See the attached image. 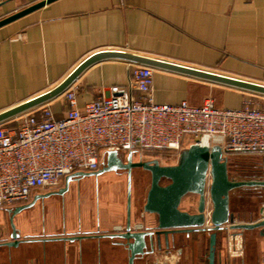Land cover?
I'll return each instance as SVG.
<instances>
[{"label": "crops", "instance_id": "1", "mask_svg": "<svg viewBox=\"0 0 264 264\" xmlns=\"http://www.w3.org/2000/svg\"><path fill=\"white\" fill-rule=\"evenodd\" d=\"M37 1L0 0V19ZM104 49L264 84V0H54L0 26V112L52 88L83 59ZM129 63L105 59L84 69L72 83L77 107L107 93L112 85H125ZM153 96L161 104L186 100L196 106L212 99L218 107L238 109L257 93L154 68ZM58 98L49 101L55 117L67 108ZM250 173L236 179H264ZM114 175V193L98 197L97 203L92 193H77L72 183L64 195L52 194L14 215L19 242L0 246V264H127V253L113 244L115 239H57L123 229L125 181L120 173ZM88 180L91 177H83L79 185ZM46 191L36 190L32 198ZM229 197L236 222L260 218L264 187L236 188ZM137 200L134 196L131 207L134 228L152 226L156 215L143 213ZM18 205L0 209V241L10 240L8 209ZM260 231H218L215 264H264ZM228 235L237 236L240 255L230 253ZM174 239L168 250L136 259L135 264H208V231L178 233Z\"/></svg>", "mask_w": 264, "mask_h": 264}, {"label": "built area", "instance_id": "2", "mask_svg": "<svg viewBox=\"0 0 264 264\" xmlns=\"http://www.w3.org/2000/svg\"><path fill=\"white\" fill-rule=\"evenodd\" d=\"M153 71L130 62L125 85H112L83 108L71 84L59 95L67 106L61 117L46 102L13 117L15 127L1 122L0 209L27 203L36 190L57 188L76 171L98 170L107 151L159 162L163 154L178 158L191 144L219 146L227 157L264 154V94L238 109L218 107L212 99L196 106L186 100L161 104L153 96ZM210 213L206 195L205 226H211ZM228 249L242 253L236 235H228Z\"/></svg>", "mask_w": 264, "mask_h": 264}, {"label": "water", "instance_id": "3", "mask_svg": "<svg viewBox=\"0 0 264 264\" xmlns=\"http://www.w3.org/2000/svg\"><path fill=\"white\" fill-rule=\"evenodd\" d=\"M52 1L54 0H39L26 6L0 19V26ZM105 59H124L131 63L151 66L257 94H264L263 83L123 50L104 49L83 59L64 79L52 88L1 111L0 123L58 97L76 80L84 69ZM132 168H142L150 174V186L146 193L142 211L145 214L156 215L155 223L152 226L140 229L134 228L131 219V191L130 181L128 180L126 221L123 229L94 235L65 236L57 239L70 241L84 237L115 239L116 241L113 244L127 253V264H134V260L138 257L153 254L155 250H160L162 243L168 249L170 245L174 244V235L178 233L208 231V264H215V246L218 231L226 228H261L260 234L264 236V209H261V216L255 221L236 222L234 214L230 211L229 197L230 191L236 188L264 187V179L230 178L228 157L222 155L219 146L209 149L207 146L191 144L180 151L175 164L168 165L161 164L155 158L132 162V152L130 151L127 153L126 158L122 157L117 151H107L98 170L90 172L76 171L69 174L65 177L64 187L59 188L57 191L36 194L30 202L8 209L10 213V240L0 241V246L10 247L18 244L20 234L15 227L13 217L20 211L31 207L38 199H43L51 194L63 195L67 191L70 181L86 176H98L108 171L127 170L129 178ZM163 179L167 180L166 184L161 183ZM187 193L198 196L196 212L191 213L180 208L181 200ZM206 195L211 204V226L204 225Z\"/></svg>", "mask_w": 264, "mask_h": 264}, {"label": "rangeland", "instance_id": "4", "mask_svg": "<svg viewBox=\"0 0 264 264\" xmlns=\"http://www.w3.org/2000/svg\"><path fill=\"white\" fill-rule=\"evenodd\" d=\"M76 90V88L74 87ZM58 98L59 102L62 103L63 106H66L63 100L62 96H59ZM8 124L9 123H14L15 125L18 124V120H15L14 118H11L7 120ZM186 139L188 137H185ZM122 157L126 158V154L123 152H119ZM230 157L228 161V166L230 169V176L234 178H239L238 176H242L241 174H245L248 172L251 175L254 173L255 174H260L264 176V155L260 153H239V154H234L228 156ZM133 160H139L141 158L140 154L137 152H133L132 154ZM177 162V158L175 156H171L170 154L167 155H161L160 156V163L163 165H168V164H175ZM239 169L241 173H236V170ZM137 174L144 173L141 176V183L140 185L136 186L135 190H131V207L133 205V197H137V206L141 207L143 206L145 202V197L147 190L149 189L150 186V175L149 172H143L140 170H135L134 171ZM115 172L114 171H108L104 172L98 176H86V177H91V180H88L87 183L82 182L81 185L76 187L77 193H92L94 196V200L97 203L98 197H101L105 194H111L114 193L115 191V184L117 183L118 180H116L115 177ZM125 181V180H124ZM162 184H166L167 180L163 179L161 181ZM75 189V188H74ZM127 191H128V182L125 181V193H126V198H125V204L127 202ZM197 202H198V196L192 193H187L181 200L180 203V208L184 209L185 211L188 212H196V207H197Z\"/></svg>", "mask_w": 264, "mask_h": 264}, {"label": "flooded vegetation", "instance_id": "5", "mask_svg": "<svg viewBox=\"0 0 264 264\" xmlns=\"http://www.w3.org/2000/svg\"><path fill=\"white\" fill-rule=\"evenodd\" d=\"M137 161H139V160H133V158H132V162H137ZM135 170H140V171H143V172H146L145 170H143L142 168H132L131 169V172H130V176H129V178H128V172H127V170H117V171H114L115 173H120L122 176H123V179L125 180V181H127L128 182V180L130 181V191L132 190H135L136 189V186L137 185H140V183H141V176L144 174V173H141V174H137V173H135L134 171ZM148 172V171H147ZM240 172V170L239 169H237L236 170V173H239ZM228 173H229V177L230 178H234V177H231L230 176V169H229V167H228ZM150 175V174H149ZM83 178V177H82ZM82 178H79V179H77V180H72V181H70L69 183H68V189H67V191L70 189V186H71V184L72 183H76V187H78L79 186V181H80V179H82ZM65 181V178L63 179V182ZM61 187H64V184H63V186L61 185V186H59V188H61ZM54 190H56V189H54ZM54 190H47L46 192H44V193H48V192H53ZM58 190V189H57ZM66 191V192H67ZM65 192V193H66ZM44 193H38V194H44ZM64 193V194H65ZM63 194V195H64ZM50 196H52V194L50 195ZM50 196H48V197H50ZM48 197H45V198H43V199H38L37 201H40L41 200V202H43V201H45ZM64 205V202L63 201H61V206H63ZM118 247V246H117ZM169 248H170V246H169ZM168 248V249H169ZM156 249V248H155ZM168 249H166L165 247H164V244L162 243V247H161V249L160 250H155L154 251V253L156 252V251H158V252H160V251H162V250H168ZM153 253V254H154ZM152 254H146V255H143L142 257H138L137 259H140V258H142V259H145V257H147V256H151ZM136 260V259H135ZM135 260H134V264H135ZM147 264H149V263H147Z\"/></svg>", "mask_w": 264, "mask_h": 264}, {"label": "trees", "instance_id": "6", "mask_svg": "<svg viewBox=\"0 0 264 264\" xmlns=\"http://www.w3.org/2000/svg\"><path fill=\"white\" fill-rule=\"evenodd\" d=\"M7 126L9 127V128H12V127H15L16 125L14 124V123H9V124H7Z\"/></svg>", "mask_w": 264, "mask_h": 264}, {"label": "bare ground", "instance_id": "7", "mask_svg": "<svg viewBox=\"0 0 264 264\" xmlns=\"http://www.w3.org/2000/svg\"><path fill=\"white\" fill-rule=\"evenodd\" d=\"M37 107V106H36Z\"/></svg>", "mask_w": 264, "mask_h": 264}]
</instances>
